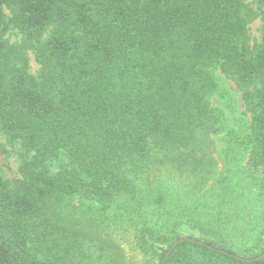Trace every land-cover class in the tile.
<instances>
[{
	"label": "trees",
	"instance_id": "16d2710c",
	"mask_svg": "<svg viewBox=\"0 0 264 264\" xmlns=\"http://www.w3.org/2000/svg\"><path fill=\"white\" fill-rule=\"evenodd\" d=\"M252 2L0 0V134L26 154L16 179L0 166V264H78L64 224H53L56 212L73 197L112 203L128 190L127 175L147 176L152 148L169 152L176 167L201 166L192 145L216 87L214 65L250 113L243 139L247 165L261 173L257 225L250 228L254 212L246 228L239 209L222 214L225 195L199 211L206 193L194 205L179 197L167 220L136 230L133 249L161 264L187 236L206 245L181 241L165 264H264L236 258L264 253V0ZM256 19L261 39L251 44ZM10 29L20 44L6 39ZM60 154L71 167L50 173L46 163ZM237 234L248 246L227 239Z\"/></svg>",
	"mask_w": 264,
	"mask_h": 264
},
{
	"label": "rangeland",
	"instance_id": "374dc122",
	"mask_svg": "<svg viewBox=\"0 0 264 264\" xmlns=\"http://www.w3.org/2000/svg\"><path fill=\"white\" fill-rule=\"evenodd\" d=\"M244 2L256 7L252 0ZM5 12L8 16L9 11L5 9ZM260 30V19L250 23L251 44L260 41ZM5 37L11 44H20L22 40V35L13 29ZM27 55L29 72L37 75L40 66L33 51L28 50ZM209 71L216 87L205 96V112L196 126L192 145L194 154L202 159V165L176 167L169 152L152 148L154 163L147 176L133 178L127 175L128 190L116 196L112 203L101 205L73 197L53 219L57 226L64 224L62 228L70 240L68 249L72 261L78 264H151L146 256L133 249L134 233L145 225L155 226L167 220L168 212L179 197L194 205V200L206 193L207 197L197 204L199 211L207 201L211 203L210 199L225 195L229 198L221 207L222 214L231 215L239 209L243 219L238 225L246 228L251 222L249 212H254L252 224L255 225L250 228L257 225L254 218L262 203L258 199L257 185L261 173L247 165L248 148L243 139L250 113L245 109L241 90L221 67L214 65ZM25 157L19 143H10L0 134V166L6 178L19 177V166ZM70 165L64 154L46 163L50 173L70 168ZM156 194L164 196L162 202H154ZM246 238L240 234L227 237L242 249L248 246L242 243Z\"/></svg>",
	"mask_w": 264,
	"mask_h": 264
},
{
	"label": "water",
	"instance_id": "95a60500",
	"mask_svg": "<svg viewBox=\"0 0 264 264\" xmlns=\"http://www.w3.org/2000/svg\"><path fill=\"white\" fill-rule=\"evenodd\" d=\"M186 240H189V241H193V242H197L199 244H202V245H206L204 242L202 241H199L195 238H191V237H187V236H182V237H179L177 240H175L171 246L169 247V249L165 252L164 256H163V259L161 261V264H165L169 254L171 253V251L176 247V245L178 243H180L181 241H186ZM208 247L212 248V249H215L217 251H221L223 253H225L224 250H220V249H217V248H213L212 246L208 245ZM237 259H240V260H243V261H246V262H252V261H259L261 259H264V253H261L259 254L258 256L256 257H253V258H242L240 256H236Z\"/></svg>",
	"mask_w": 264,
	"mask_h": 264
}]
</instances>
